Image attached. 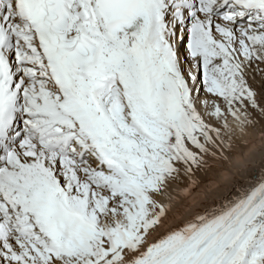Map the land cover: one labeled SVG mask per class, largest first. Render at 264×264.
<instances>
[{"label":"snow or ice","instance_id":"1","mask_svg":"<svg viewBox=\"0 0 264 264\" xmlns=\"http://www.w3.org/2000/svg\"><path fill=\"white\" fill-rule=\"evenodd\" d=\"M261 81L264 0H0V264H264V176L166 223Z\"/></svg>","mask_w":264,"mask_h":264},{"label":"bare ground","instance_id":"2","mask_svg":"<svg viewBox=\"0 0 264 264\" xmlns=\"http://www.w3.org/2000/svg\"><path fill=\"white\" fill-rule=\"evenodd\" d=\"M257 78L260 80L259 77ZM253 85L256 87L255 81ZM261 131H264V126L251 130L249 136L237 140L233 151L229 153L231 163L214 161L220 167H214L207 175L198 174L201 179L200 185L192 196L182 201V204L169 214L166 223H169L173 216L177 222L184 219L182 215L184 210L194 206H207L217 198L233 192L234 185L254 182L252 177L264 176V150H259L260 147L264 149V137L259 134ZM246 140H251V143H245Z\"/></svg>","mask_w":264,"mask_h":264},{"label":"rangeland","instance_id":"3","mask_svg":"<svg viewBox=\"0 0 264 264\" xmlns=\"http://www.w3.org/2000/svg\"><path fill=\"white\" fill-rule=\"evenodd\" d=\"M257 81H259V79H258V78H257ZM255 82H256V81H255ZM261 83H262V84H264V83H263V81H261ZM258 86H259V85L256 83V87H258ZM259 129H260V128H259ZM259 129H258L257 131H259ZM259 134H260V133H259ZM259 150H264V149H263V147H260V149H259Z\"/></svg>","mask_w":264,"mask_h":264}]
</instances>
